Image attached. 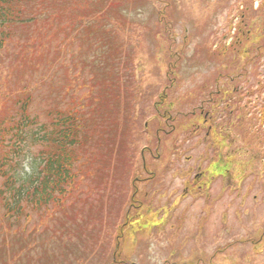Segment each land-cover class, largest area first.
<instances>
[{
    "label": "rangeland",
    "instance_id": "374dc122",
    "mask_svg": "<svg viewBox=\"0 0 264 264\" xmlns=\"http://www.w3.org/2000/svg\"><path fill=\"white\" fill-rule=\"evenodd\" d=\"M75 3L66 7L65 13L63 9L57 13L54 10L53 17L45 23L40 20L38 24L20 26L9 42L8 49L0 55V59L8 56L2 61L0 75L4 76L6 72L11 74L12 87L4 92L17 94L26 80L36 88V92L29 90L34 95V114L45 118L47 110L59 105L63 109L78 110L85 120L87 141L93 142V146L88 148V153L93 151V161H86L82 166L85 179L73 192L71 201L63 207H72L75 217L76 214L80 216L74 222L70 211L68 217L62 216L60 219H65L68 225L65 233L71 234L73 231L80 232L81 229L73 226L80 222L84 226L86 218L88 233L95 228L97 239L92 242V251L90 244L85 243L72 247L74 252L86 255V264H93L94 260H98L97 264H111L116 246L115 233L119 230L118 224L125 220L122 214L128 206L127 177L132 169L142 168L139 155L151 145L155 154L164 156L163 151L167 155L174 151L179 155L178 161L173 156L166 166L167 190L159 192L158 183L156 187L155 183H149L147 190L151 198L148 197L145 203L161 215L162 208H167L163 226L166 224L164 228L171 233V238L166 243L154 239L158 242L155 244V241L149 240V228L144 231L141 240L132 239L126 234L122 252L130 264H195L198 260L207 262L213 255L214 262L210 264H264V255L257 256L261 254L260 251L241 244L244 240L254 239L259 229L264 231V37L260 38L264 33V0H160V3L159 0H112L113 13L117 18L119 15L123 17V21H120L123 25L118 23L116 26L120 31L118 34L114 32L119 41L112 38V45L98 50L81 40L80 45L75 44L73 48L74 56L71 54L63 59L59 50L74 38L65 33L67 21L74 25L82 21L85 30L90 26L92 29L87 31V36L94 30L100 32L102 26L114 17L93 13V10L80 4V0H75ZM61 5H64V0L59 2L58 6ZM36 16L40 19L39 15ZM241 18L244 21L240 28L243 32H249V43L234 46L232 50L228 46L231 39L229 32L231 30L232 36L238 33ZM104 33L107 36L109 31L104 30ZM88 41L93 43L97 40L93 38ZM243 50H247L250 56H242L240 52ZM13 51L22 53V57L39 53L45 55L38 58L33 55L29 64L16 61L15 57L19 56L11 54ZM172 51L174 55H171ZM172 61L177 66L180 81L178 86L176 84L168 89L163 110L169 109L173 116L179 117V121L174 123L176 130L168 133L170 136L167 135L162 144L156 146L157 138L144 131V121L133 125L130 120L129 97L134 99L135 85L133 72L136 84L140 82L142 85L141 98L145 100L142 105L136 103V107L141 112L143 109L148 118L152 110L155 111V97L147 99V96L154 95L159 87L162 92L170 85L167 71L169 65H173ZM26 67H30L29 74H21ZM66 71L81 78V85L76 92L69 90ZM16 72L20 75L17 76ZM112 72L113 76L119 78L117 95L126 104V108L123 106L121 109L123 126L119 133L118 129L115 132L103 129L110 127L102 126V122L114 117L108 113L102 114L100 109L112 111L114 104L107 106L105 102L98 108L96 100L99 95H95L100 76L107 79ZM221 73L226 81L215 85ZM237 76L242 78L232 84H236L240 92L216 94L218 90H231L227 80ZM23 91L24 88L19 95ZM89 91L93 95L86 99L85 92ZM78 102L85 106L81 108ZM88 102L92 104L88 105ZM194 111H197V115H192ZM203 112H209L207 121L203 119ZM117 133L118 137L124 134L125 138L114 139ZM150 137H153L151 141ZM109 147L114 148L111 166L107 164L110 160ZM214 149L217 162L209 166V173L223 171L225 177L214 179L209 199L207 195H191V189L186 194L185 179L194 176L198 168L196 163L205 157L206 151L212 155ZM97 150L104 153L107 163L96 160ZM188 158L192 160L188 162ZM165 161L162 164L157 162V166L162 165L159 169L163 170ZM207 164H204V168ZM103 171L111 174L102 175L106 185L101 187L98 178ZM112 177L117 179L113 185ZM118 186L122 187L120 192ZM102 191L105 193L101 194ZM179 197L182 199L176 206L172 200ZM49 215L48 210L33 213L31 221L40 218L48 220ZM61 215L62 212L57 214ZM149 219L151 223H158L151 221L152 215H149ZM180 226L183 230L178 234ZM262 231L256 233L255 241ZM181 246L182 250H179ZM88 248L89 253L82 252ZM96 253L99 254L93 259ZM21 262L22 256H19L16 264ZM7 263L11 264L10 259Z\"/></svg>",
    "mask_w": 264,
    "mask_h": 264
},
{
    "label": "trees",
    "instance_id": "16d2710c",
    "mask_svg": "<svg viewBox=\"0 0 264 264\" xmlns=\"http://www.w3.org/2000/svg\"><path fill=\"white\" fill-rule=\"evenodd\" d=\"M26 1L31 4L34 0H0V48L9 37L11 26L22 20ZM36 3L41 5L39 0ZM32 100V96L18 100L21 118L11 117L5 127L0 124V146L7 147V136L12 135L13 147L11 156L3 150L0 159V202L7 215L13 217L20 216L26 208L40 210L47 205L53 191L63 188L72 177L78 159L75 145L80 143L81 126L77 119L57 114L49 126L38 124L29 117ZM22 155L25 162L18 163ZM17 164H27L31 172L18 171Z\"/></svg>",
    "mask_w": 264,
    "mask_h": 264
}]
</instances>
